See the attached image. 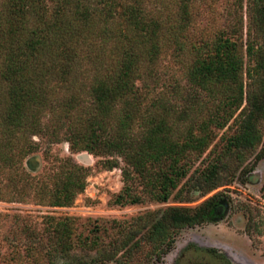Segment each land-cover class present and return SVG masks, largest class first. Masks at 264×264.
I'll return each mask as SVG.
<instances>
[{
  "label": "rangeland",
  "instance_id": "1",
  "mask_svg": "<svg viewBox=\"0 0 264 264\" xmlns=\"http://www.w3.org/2000/svg\"><path fill=\"white\" fill-rule=\"evenodd\" d=\"M115 1L136 7L138 23L128 24L119 8L112 18H102L98 0H43L48 15L53 7L62 5L65 16L72 15L74 9L86 10L90 33L96 38L91 46L76 47L79 57L67 75L52 73L42 82L47 100L39 111L34 107L25 113V127L5 134L0 117V264H264V152L255 158L264 139V117L258 120V142L252 150L235 157L227 144L236 134L234 121L239 110L248 108L252 98L264 102L261 0ZM7 5V0H0V14ZM152 25V41H141ZM113 30V38L99 36ZM220 39L234 41L237 46L240 102H230L237 96V83L223 80L200 87L189 79L195 59L211 52ZM151 44L157 48L152 56L147 53ZM246 44L255 51L249 58ZM126 51L136 55L131 88L105 116V137H123L133 149L149 119H163L171 128V138L182 136L189 128L198 133L197 125L209 120V145L192 161L193 167L221 161V176L229 179L226 185L204 195L184 191V200L172 194L163 203L144 197L138 204L115 205L112 200L122 187L121 159L100 146L88 153L66 142L70 130L84 133L90 119L97 116L92 88L97 80L108 83L119 73ZM258 56L262 62L253 70ZM71 97L76 104H69ZM66 107L67 116H63ZM126 114L129 118L123 131L120 121ZM21 147L30 150L18 160L15 152ZM112 160L118 166L109 169L107 161ZM159 167L161 163L153 169ZM56 177H85L83 191L68 206H50L40 197L53 187ZM135 189L139 191L141 184ZM209 198L213 205L223 204L224 213L178 229L170 249L158 259L157 251L154 253L145 239L152 221L167 207L193 208ZM49 217L71 219L73 249L65 257L49 254L53 245ZM130 235L134 236L130 244L135 242V246L126 253L115 252Z\"/></svg>",
  "mask_w": 264,
  "mask_h": 264
},
{
  "label": "trees",
  "instance_id": "2",
  "mask_svg": "<svg viewBox=\"0 0 264 264\" xmlns=\"http://www.w3.org/2000/svg\"><path fill=\"white\" fill-rule=\"evenodd\" d=\"M7 2L6 11L0 14V106H2L0 117L3 122L2 132L12 135L25 127V113L28 110L34 107H38L36 109L38 110L46 102L47 96L42 93V82L52 73L59 76L67 75L74 60L79 57L76 47L91 46L96 37L90 33L89 28L92 25L88 21L89 15L86 10L74 9L72 15L65 16V8L62 5L53 7L48 15L49 8L43 0ZM98 3L102 18H112L119 8L120 16L125 17L128 24L138 23L136 7L122 6L115 0H98ZM261 3L264 8V0H261ZM115 31H103L104 35L99 33V36L113 38ZM154 31L155 26L152 25L149 31L140 35L141 41H152ZM149 48L150 51L147 53H150V56L154 55L156 46L151 44ZM245 51L248 58L255 53L251 44H246ZM261 58L257 57L258 61L253 70L259 68ZM134 59L136 55L133 52H124L119 73L108 83L97 80L92 88L97 116L90 119L84 133L70 130L66 142L71 148L88 153H92L95 147L100 146L121 159L123 166L119 170L122 187L112 200L115 205L138 204L144 197L163 203L172 194L176 198H182L184 191L186 193L197 191L204 195L226 185L229 179L221 176L224 170V163L221 161L207 163L203 167H193L192 161L200 158L209 145L210 137L207 131L208 124H211L209 120L197 125L198 133L189 128L182 136L171 138V128L163 119H149L133 149L128 147L123 137L118 136L115 139L105 137L103 125L105 116L112 105L130 91L131 66ZM240 72L241 59L237 53L236 43L220 39L211 52H206L204 56L195 59L189 71V79L200 87L223 80L237 83V96L230 98V102L233 103L240 102L242 98V86L240 82L238 83ZM69 104H76V99L71 97ZM248 106L239 110L236 116L238 118L234 121L236 134L227 140L235 157L252 150L258 142L256 126L258 120L264 117V102L260 98H252L248 101ZM67 110L66 107L63 116H67ZM128 118L126 114L120 121L123 131ZM223 123L215 124L221 128ZM28 150L30 149L19 148L15 152L17 159L19 160ZM263 152L264 139L255 158H260ZM107 162L109 169L118 166L116 160ZM158 163H161V167L155 171L153 167ZM56 178L53 187L41 193L40 197L50 206H68L73 198L83 191L85 177ZM182 180L183 183L179 186ZM13 181L12 179L10 182ZM136 184H141L139 191L135 189ZM213 206L209 198L193 208H165L160 216L152 221L145 234V239L152 246L154 253L158 252L155 253L157 258L170 249L178 229L200 225L209 220ZM49 219L52 223L48 232L53 239L49 254L52 257H65L73 249V232L68 224L71 219L67 217ZM133 238L134 236L130 235L126 240H122L115 252L118 250L128 252L136 244L135 242L130 244ZM64 264L85 263L76 261Z\"/></svg>",
  "mask_w": 264,
  "mask_h": 264
},
{
  "label": "flooded vegetation",
  "instance_id": "3",
  "mask_svg": "<svg viewBox=\"0 0 264 264\" xmlns=\"http://www.w3.org/2000/svg\"><path fill=\"white\" fill-rule=\"evenodd\" d=\"M218 204L220 203H217L213 206V210H212V213L210 215V219H217L219 217V207H218ZM220 206H223V204H221Z\"/></svg>",
  "mask_w": 264,
  "mask_h": 264
},
{
  "label": "water",
  "instance_id": "4",
  "mask_svg": "<svg viewBox=\"0 0 264 264\" xmlns=\"http://www.w3.org/2000/svg\"><path fill=\"white\" fill-rule=\"evenodd\" d=\"M221 205V203L220 204H218V207H219V216H221V214L222 213H224V211H225V207L224 206H220Z\"/></svg>",
  "mask_w": 264,
  "mask_h": 264
}]
</instances>
